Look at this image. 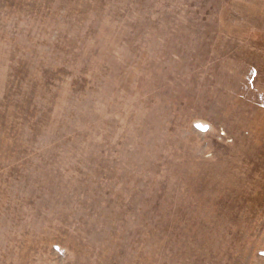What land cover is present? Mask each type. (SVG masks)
I'll return each mask as SVG.
<instances>
[{"label": "rangeland", "instance_id": "obj_1", "mask_svg": "<svg viewBox=\"0 0 264 264\" xmlns=\"http://www.w3.org/2000/svg\"><path fill=\"white\" fill-rule=\"evenodd\" d=\"M0 264H264V0H0Z\"/></svg>", "mask_w": 264, "mask_h": 264}]
</instances>
